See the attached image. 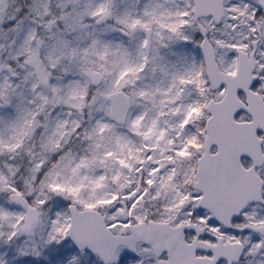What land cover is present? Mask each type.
Returning a JSON list of instances; mask_svg holds the SVG:
<instances>
[{"label":"snow or ice","instance_id":"obj_1","mask_svg":"<svg viewBox=\"0 0 264 264\" xmlns=\"http://www.w3.org/2000/svg\"><path fill=\"white\" fill-rule=\"evenodd\" d=\"M0 264H264V0H0Z\"/></svg>","mask_w":264,"mask_h":264}]
</instances>
